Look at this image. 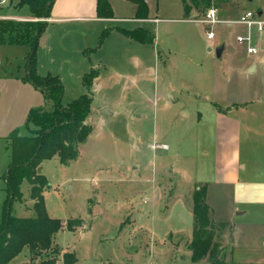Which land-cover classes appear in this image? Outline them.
I'll return each instance as SVG.
<instances>
[{"label":"rangeland","instance_id":"rangeland-1","mask_svg":"<svg viewBox=\"0 0 264 264\" xmlns=\"http://www.w3.org/2000/svg\"><path fill=\"white\" fill-rule=\"evenodd\" d=\"M18 1L12 0L4 11L31 18L28 6L17 5ZM111 1L118 18L103 22V28L101 24L82 26L87 28L86 39L74 27L49 22L54 50L36 48L37 57L46 52L41 74L50 72L62 81L63 105L87 93L81 70L88 69L89 59L97 61L100 86L94 92L93 106L114 112L100 117L91 110L86 122L93 130L79 145L76 160L63 165L54 156L40 165L49 183L43 192L49 215L64 221L83 220L78 228L58 231L53 245L62 253L74 252L75 264H210L207 259L192 261L186 245L194 227L192 194L197 185L209 183L207 198L213 216L236 219L225 235L226 259L264 264L259 263L262 256L256 249L240 247L233 253L236 235L242 244H246L242 239L252 236L255 246L262 233L247 221L250 213L235 215L230 194L212 176L216 164L213 102L222 107L247 104L246 111L231 113L237 122H229L225 139L220 123L221 145L230 139L231 155L239 148L242 157L251 153L255 163L261 159L264 163V32L254 30L260 52L250 55L236 40L246 30L243 25H216L215 37L208 39L206 24L185 18L182 0H147L148 15L160 19L141 22L133 19L134 1ZM247 9L264 11V0H237L233 7L222 8L221 14L236 19ZM112 26H139L154 34V41L144 46L147 66L154 70L150 77L136 75L134 65L111 54L110 46L94 54L102 44V32L111 31ZM84 44L88 47L83 53ZM221 44L226 50L218 58L215 49ZM28 52L27 45L0 43V214L7 196L8 135L14 129L29 134V109L45 104L43 93L22 79ZM66 58H81L85 63L77 71ZM252 60L256 68L249 72ZM218 159L220 178H231L239 170L235 163L223 160V151ZM22 191L23 200L13 202L12 213L34 216L26 181ZM9 264H30L29 249L24 248ZM56 264H65L61 255Z\"/></svg>","mask_w":264,"mask_h":264},{"label":"trees","instance_id":"trees-1","mask_svg":"<svg viewBox=\"0 0 264 264\" xmlns=\"http://www.w3.org/2000/svg\"><path fill=\"white\" fill-rule=\"evenodd\" d=\"M132 1L137 6L135 18H147V1ZM54 2L55 0H19L17 5L28 6L31 18L37 19L6 20L0 30V43L29 47L26 73L22 79L38 88L45 99L43 106L30 108L28 111L26 126L29 134H20L18 129H14L8 135L10 161L5 174L7 196L0 214V264H9L26 247L30 252V264H56L60 255L65 264L77 262L74 252L62 253L59 246L53 245V237L61 229L73 230L82 226L83 220L70 218L64 221L49 215L43 195L49 183L40 172V165L54 156H58L63 165H69L79 156V145L87 140L93 130L86 119L91 113L93 98L90 91L98 70L92 69L84 74L82 82L88 92L74 98L67 105L62 104L64 87L60 77L51 73H38L36 51L32 53V49L46 25V21L40 18L51 16ZM182 3L185 18L198 19L210 7H216L221 13L222 8L233 7L237 0H182ZM97 15L100 18L114 17L110 0H97ZM118 30L138 42L154 41V34L142 27ZM109 32L110 29L102 32L100 43ZM25 181L29 184V197L35 211V215L31 217H20L12 213L13 202L23 200L22 184ZM208 186L209 183L197 185L192 194L194 227L192 237L186 245L194 262L207 259L210 264H226L228 244L225 235L232 229V224L213 216L207 198Z\"/></svg>","mask_w":264,"mask_h":264},{"label":"crops","instance_id":"crops-1","mask_svg":"<svg viewBox=\"0 0 264 264\" xmlns=\"http://www.w3.org/2000/svg\"><path fill=\"white\" fill-rule=\"evenodd\" d=\"M110 2L113 5L111 0ZM147 4L149 8L148 1ZM260 12H264V11H260ZM221 13L220 15L223 17V14ZM48 18L49 20L46 21V25L43 31V34H45V39L43 41L42 46L44 48H47V46H49V48L54 50V48L52 47L53 45L52 34L47 31L49 22H58L63 26L69 25L71 27H74L76 31H79L80 36L83 35V38L86 39L87 28L83 30L82 26L84 25L86 26L89 24L91 25L101 24L103 28L104 27L103 22L112 21L115 20V18L117 19L118 17L116 15L115 9H114L113 18L98 17L97 0H55L52 8L51 16ZM133 19L135 21L141 22L144 19L157 21L160 18L150 17L148 15L147 18L140 19L133 17ZM190 20H194V19H190ZM111 28H112L111 31L103 39L102 44L95 49L94 54L97 52L99 53L101 50H103V48H105V46L108 47L110 46L109 52H111V54H114L115 56L119 55V59H122L123 61L126 60L127 62L134 65V69L137 71L136 75L143 77L147 75L148 77H150V74L154 70L152 69L151 66H147L144 55V53L147 50V48L144 46L145 44L148 43H142L130 39L128 36H126L120 30H118L117 26L115 27L112 26ZM87 47L88 46L84 44L80 52L83 51L84 53V50L87 49ZM225 50H226V45L222 53V57L225 53ZM42 55L37 57V70L39 71V74H41V67H43V64L45 63L46 52L43 51ZM122 56H124L125 59H123ZM65 60L68 63H71L75 68H77V71L81 70L80 68L81 63L82 64L85 63V61L81 58L80 59L78 58L77 60L74 59L72 61L68 60V58H66ZM51 61L53 62L55 61V56L51 57ZM252 62H256V61L252 60L251 63L248 64V68H250V66L253 64ZM98 65L99 64L97 63V61L93 62L92 60L89 59L88 69L81 70L84 71L82 74L83 76L85 73L91 71L92 69L98 70V76L94 79L90 91L91 96L93 98V102H94V92L97 86L98 87L100 86V70L98 69L99 68ZM93 102L91 107L92 112L96 111L98 112L100 117H103L104 116L103 106L97 105L95 107L93 106ZM213 104H214V109L212 110V122H214V126L213 125L212 126L214 128V136H215L214 153L216 156L215 168L213 167V171H212L214 182L217 186L225 188V192L230 194L233 211H237L236 214L235 213L234 214L240 218L245 216V214L250 213L251 215H248L250 219H248L247 221L255 225L254 228L255 230H257V232L262 233L261 235L259 234V240L257 242L258 244L255 246L254 243L256 242L254 241L255 239L252 236L249 237L247 235L246 240L242 239L246 244H242L243 243L242 241L238 242L239 241L238 236L236 235L235 238H233V243H234L233 253L235 252L236 249L240 247L256 249L261 253L260 255L262 256L259 263L264 262V163H262V159L259 160L257 163H255L254 157L251 156V153H247L246 155L247 158L242 157L239 153V148L233 150L231 155V151L229 150L228 147L229 142H231L230 139H228L227 142L224 141L223 145H221L222 142L220 141V123H223L224 126L223 137L225 139V136H227V133L231 129V125L229 124V122L236 121L234 117L231 115V113H233L235 109L246 111L248 109V106L246 103L245 104L238 103L237 105L234 103L231 105H227L226 107L220 106L219 105L220 103L217 102L216 103L213 102ZM105 110L106 112L110 111L111 115L114 114V112L109 110L108 107H106ZM184 115H186V112L184 113ZM137 116L140 117L139 114ZM141 117H145V115ZM220 151H223V160L225 162L230 161L231 163H235L236 167L239 168V170L235 171L233 177L231 178H226L224 175L222 176V178H220L221 174L218 168L220 163V160L218 159V155ZM223 220H228L229 222L236 221V219H230V217H227V219L225 218ZM240 224H246V222H240ZM226 264H253V260L241 262L238 259L233 258L231 260L227 259Z\"/></svg>","mask_w":264,"mask_h":264},{"label":"built area","instance_id":"built-area-1","mask_svg":"<svg viewBox=\"0 0 264 264\" xmlns=\"http://www.w3.org/2000/svg\"><path fill=\"white\" fill-rule=\"evenodd\" d=\"M12 5V0H0V30L2 24L6 20L14 21H28L36 20L37 18H25L17 17L6 13L5 8ZM40 20L48 21V17L40 18ZM197 22L201 24H206L208 27L206 29V35L208 39H213L215 37L214 27L219 24H240L245 27V32L237 34L236 40L239 44L245 45L246 51L250 55H257L260 49L257 44H255L254 30L256 32H264V12L253 11L250 9L245 10L236 19H226L220 15V11L216 7H210L205 15L201 18L196 19ZM264 42V41H263ZM264 45V44H263Z\"/></svg>","mask_w":264,"mask_h":264},{"label":"water","instance_id":"water-1","mask_svg":"<svg viewBox=\"0 0 264 264\" xmlns=\"http://www.w3.org/2000/svg\"><path fill=\"white\" fill-rule=\"evenodd\" d=\"M44 39H45V34L42 33L41 36L39 37L37 43H35V45H34V47L32 49V53H34L36 51V48H37L38 45H42L43 44ZM263 44H264V42H263ZM224 49H225V45L224 44H221V45L216 47L215 53H216V56L218 58L222 57V53H223ZM255 68H256V64H253V65H251V67L248 70H249V72H253L255 70ZM105 112L106 111H104L103 113H105Z\"/></svg>","mask_w":264,"mask_h":264}]
</instances>
